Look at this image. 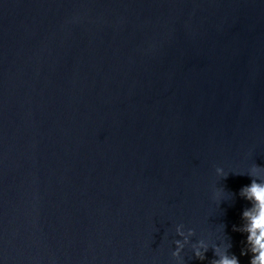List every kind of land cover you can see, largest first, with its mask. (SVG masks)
Returning a JSON list of instances; mask_svg holds the SVG:
<instances>
[{
  "label": "water",
  "instance_id": "95a60500",
  "mask_svg": "<svg viewBox=\"0 0 264 264\" xmlns=\"http://www.w3.org/2000/svg\"><path fill=\"white\" fill-rule=\"evenodd\" d=\"M254 165L264 0H0V264H250Z\"/></svg>",
  "mask_w": 264,
  "mask_h": 264
},
{
  "label": "clouds",
  "instance_id": "9594fccd",
  "mask_svg": "<svg viewBox=\"0 0 264 264\" xmlns=\"http://www.w3.org/2000/svg\"><path fill=\"white\" fill-rule=\"evenodd\" d=\"M216 174L220 178H227L228 173L223 168H217ZM242 175L245 173H234ZM247 174L253 177L249 185L243 186L239 190V196L250 203V207H245L241 214L242 224L237 227L233 226V231H239L246 234L245 247L241 250V255L250 254V264H264V168L252 166ZM232 194L225 192L223 188H217L215 199L218 206L222 201L230 200ZM225 225L220 224L216 231L223 233L219 237V242L201 238L195 243H191L192 258L203 261L205 253L211 248L215 259L210 261V264H240L238 257L231 254L229 249L232 247L228 239H224ZM175 234L180 239L174 240L175 248L171 255L175 260V264H185V260L181 253L186 245L190 244V238L196 235L194 229L188 228L185 230L183 224L175 226Z\"/></svg>",
  "mask_w": 264,
  "mask_h": 264
}]
</instances>
